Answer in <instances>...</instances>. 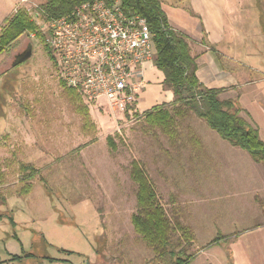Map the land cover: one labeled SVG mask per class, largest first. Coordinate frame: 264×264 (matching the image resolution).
<instances>
[{
	"label": "rangeland",
	"instance_id": "374dc122",
	"mask_svg": "<svg viewBox=\"0 0 264 264\" xmlns=\"http://www.w3.org/2000/svg\"><path fill=\"white\" fill-rule=\"evenodd\" d=\"M2 2L8 5L7 0H0V5ZM44 2L30 0L27 5L35 12ZM251 3V14L258 18L255 1ZM26 6L15 0L13 10L1 13L0 33L4 18L18 7L26 10ZM260 12L264 13V5ZM33 19L42 37L24 34L0 55V264H44L45 258L51 257L78 263V257H68L73 254L67 256L57 245L84 250L89 241L96 247L95 252L82 264H96L98 255L104 264H168L132 223V215H141L139 187L131 176L134 161L148 175L173 227L174 240L181 239L174 245L176 250L184 248L193 253L191 241L205 245L219 232H231L233 222L240 225L235 229L239 232L264 221L261 194L259 217L253 211L249 214L248 208L233 220L234 198L227 203L223 196L219 205L209 204L210 196L201 188V173L195 167L202 160V152L191 140L195 134L221 137L190 109L176 116L178 134L171 138L140 115L128 113L118 118L104 109L91 108L82 96L92 118V124L85 125L46 45L49 20L44 26L43 16L34 13ZM249 46L264 51V44ZM29 49L31 57L17 64L19 54ZM229 63L228 67L240 72L237 81L242 87L233 100L237 101L245 89L247 98L264 106V59ZM249 102L246 106L253 108ZM168 109L175 113L173 107ZM252 110L257 121L247 113L242 116L259 128L264 140V121L256 109ZM235 149L240 151H233L238 158L248 155ZM241 160L246 164L248 159ZM23 164L33 168L25 170ZM238 207L244 209L245 204ZM184 228L188 232H183ZM102 230L106 234L102 235ZM16 254L24 257L11 261Z\"/></svg>",
	"mask_w": 264,
	"mask_h": 264
},
{
	"label": "crops",
	"instance_id": "0c3cea01",
	"mask_svg": "<svg viewBox=\"0 0 264 264\" xmlns=\"http://www.w3.org/2000/svg\"><path fill=\"white\" fill-rule=\"evenodd\" d=\"M254 1L256 8L254 10L258 13V18L251 14L253 12L251 0H161L170 26L185 37L190 45L192 55L196 57L197 75L200 82L207 88L223 89L220 94L222 99H233L238 88H242L237 81L240 72H236L232 66L228 67L227 63L231 64L230 61L237 59H264V51H257V48L249 46L264 44V13L260 12V6L264 5V0ZM3 2L0 5V17L2 12L11 11L15 7V0H7L8 5L5 6H3ZM145 78L147 86L141 91L135 107L129 114L135 112L142 114L158 105H165L166 108L171 107L174 93L164 87V74L156 68V65L146 68ZM247 96L248 91L245 92L244 89V92L236 98L243 109L242 115L247 113L256 120L252 113V109H256L261 120L264 121V106L254 98H247ZM248 101L254 106L253 108L246 106ZM91 108L103 109L97 106ZM117 117L120 118L123 115ZM177 121V125H179V119ZM198 136L195 134L191 140L196 145V149L202 152V160L196 163L195 167L201 173V188L210 196L209 204L219 205L223 202V196L227 198L225 200L227 203L231 201L230 198H234V204L231 207L233 220L237 218L236 214H240L242 210L248 208H250L249 214L253 211L259 217L260 194L264 198L263 165L256 163L249 153L241 155L239 158L236 157V153L233 151L238 153L240 151H237L235 146L222 138L217 139L213 135L202 137L198 134ZM226 142L231 147H228ZM245 157L248 159L246 164L241 160ZM194 171L196 172L195 169ZM247 183L248 185L245 186ZM214 189V193H209V190L213 191ZM232 195L235 196L232 197ZM202 197L203 193L200 194L201 200H203ZM240 203L245 204L244 209L239 210ZM263 208L264 206L261 208V214L264 217ZM210 211L212 210L210 209ZM237 225H239L237 222L231 223L232 227L229 230L231 232L228 234L219 232V235H225L227 238L209 248H204L207 243L199 245L195 240L191 241L196 254L190 264H264V221L252 228L235 232ZM104 233L102 230V235ZM49 244V242L46 243L48 246ZM89 244L84 250L68 248L62 244L57 245L60 252L63 249L76 253L70 256L66 255L78 257L80 259L78 263L60 257L53 258L55 260L45 258L43 262H45L44 264H82L86 257H91V252H95L94 248L96 247L90 241ZM51 245L54 246V244ZM95 261L96 264L106 263L100 260L99 255Z\"/></svg>",
	"mask_w": 264,
	"mask_h": 264
},
{
	"label": "trees",
	"instance_id": "16d2710c",
	"mask_svg": "<svg viewBox=\"0 0 264 264\" xmlns=\"http://www.w3.org/2000/svg\"><path fill=\"white\" fill-rule=\"evenodd\" d=\"M86 1L89 0H45L39 7V11L46 22L69 13L76 5ZM119 1L126 11L139 14L147 19L153 33L156 68L164 74V87L174 93L171 107L174 108L175 113H172L165 105H158L142 114L139 112L134 114L145 118L148 123L158 125L166 135L173 138L178 133L176 116L185 114V111L190 109L222 139L247 151L256 163L264 167V140L258 127L242 116L243 109L236 100L220 97L223 89L207 88L200 82L197 75L196 57L192 55L185 37L170 26L161 0ZM3 23L0 33V55L8 51L11 45L24 34L36 33L41 36L39 26L26 10H17L5 18ZM69 89L76 109L83 115L85 125L92 124L89 108L84 104L82 94ZM108 138L111 144L112 139ZM132 166L131 176L139 187L138 200L141 210L140 216L132 215L131 218L135 231L159 253V256H162V259L168 261V264H190L196 252L187 253V249L184 248L174 249V245L177 242L181 243V239L174 240V236L171 235L173 227L166 217L165 209L158 203L148 175L138 166L137 161H134ZM22 168L29 170L33 167L23 164ZM183 232H188V230L184 228ZM225 238L227 237L218 235L204 248L214 246ZM61 251L74 254L69 250L61 249ZM23 257V254L12 255L11 261L22 260Z\"/></svg>",
	"mask_w": 264,
	"mask_h": 264
},
{
	"label": "built area",
	"instance_id": "2783aa9c",
	"mask_svg": "<svg viewBox=\"0 0 264 264\" xmlns=\"http://www.w3.org/2000/svg\"><path fill=\"white\" fill-rule=\"evenodd\" d=\"M29 2L18 0L19 5ZM31 8L25 7L33 21L34 13L42 17L39 9L33 12ZM46 27L45 42L63 83L79 91L91 105L125 118L147 86L146 68L155 65V44L147 19L126 11L119 0H89L50 19ZM31 35L35 37V33Z\"/></svg>",
	"mask_w": 264,
	"mask_h": 264
},
{
	"label": "water",
	"instance_id": "95a60500",
	"mask_svg": "<svg viewBox=\"0 0 264 264\" xmlns=\"http://www.w3.org/2000/svg\"><path fill=\"white\" fill-rule=\"evenodd\" d=\"M32 55V49L27 50L23 55H21L20 57H18L16 63H23L24 61H26L28 58H30Z\"/></svg>",
	"mask_w": 264,
	"mask_h": 264
},
{
	"label": "flooded vegetation",
	"instance_id": "af4514ba",
	"mask_svg": "<svg viewBox=\"0 0 264 264\" xmlns=\"http://www.w3.org/2000/svg\"><path fill=\"white\" fill-rule=\"evenodd\" d=\"M25 52H23V53H21V54H19V57L21 56V55H23Z\"/></svg>",
	"mask_w": 264,
	"mask_h": 264
}]
</instances>
